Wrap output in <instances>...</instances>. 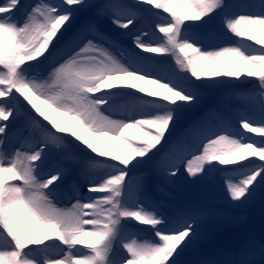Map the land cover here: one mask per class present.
I'll return each instance as SVG.
<instances>
[{
    "label": "snow or ice",
    "instance_id": "snow-or-ice-1",
    "mask_svg": "<svg viewBox=\"0 0 264 264\" xmlns=\"http://www.w3.org/2000/svg\"><path fill=\"white\" fill-rule=\"evenodd\" d=\"M249 78L235 120L218 97L176 131ZM182 171L264 191V0H0V264H188L216 210L172 204ZM194 264H264V237Z\"/></svg>",
    "mask_w": 264,
    "mask_h": 264
},
{
    "label": "rangeland",
    "instance_id": "rangeland-1",
    "mask_svg": "<svg viewBox=\"0 0 264 264\" xmlns=\"http://www.w3.org/2000/svg\"><path fill=\"white\" fill-rule=\"evenodd\" d=\"M46 2L59 3L60 0H46ZM88 2L102 4L105 0H88ZM94 11L89 9L79 13L73 21V28H77L91 19ZM151 15V13L148 14L149 17ZM164 15L167 16L166 13ZM102 24L117 39H121L124 43L130 44L126 33L123 30H117L111 27L107 18H104ZM145 26L148 28L149 33H151L153 30L151 19L141 20L135 28H131L130 30L135 32L138 28ZM217 31H220L218 24ZM220 37L222 42H230L232 39L230 36H225L221 32ZM168 59L170 67L174 66L175 58L171 57ZM256 87V81L249 78L247 81H228L222 85L206 88V100L200 105L187 109L183 113L176 131H179L189 120H194L198 117L207 106L215 104L218 97H223L224 102L217 105V107L222 112L232 115L233 120H235L236 114L245 107V103L233 94L234 90L254 89ZM130 131L137 132L138 130L131 129ZM137 171H140V169H137ZM222 175L224 173H218L215 178H205L194 182L182 171L176 178V190L171 200L173 205L196 201L216 210V214L207 223L201 240L183 258L188 264L194 263L191 251H203L201 254L202 259L208 257L220 258V253L225 248L238 249L249 237H255L256 239L264 237V191L258 190L255 196L249 201L235 204L229 200L225 192L224 184L220 179ZM65 184H67V181H65ZM74 202V200L71 202L65 200L60 202L58 206L71 207V203Z\"/></svg>",
    "mask_w": 264,
    "mask_h": 264
}]
</instances>
